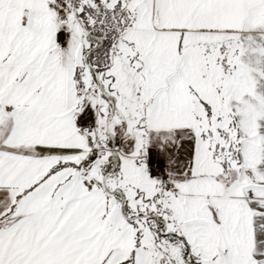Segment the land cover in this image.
I'll return each instance as SVG.
<instances>
[{"label": "snow or ice", "instance_id": "1", "mask_svg": "<svg viewBox=\"0 0 264 264\" xmlns=\"http://www.w3.org/2000/svg\"><path fill=\"white\" fill-rule=\"evenodd\" d=\"M0 264H264V0H0Z\"/></svg>", "mask_w": 264, "mask_h": 264}]
</instances>
